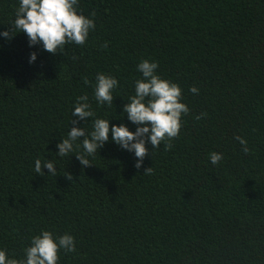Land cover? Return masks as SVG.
Wrapping results in <instances>:
<instances>
[{"label": "trees", "instance_id": "trees-1", "mask_svg": "<svg viewBox=\"0 0 264 264\" xmlns=\"http://www.w3.org/2000/svg\"><path fill=\"white\" fill-rule=\"evenodd\" d=\"M0 264H264V0H0Z\"/></svg>", "mask_w": 264, "mask_h": 264}]
</instances>
